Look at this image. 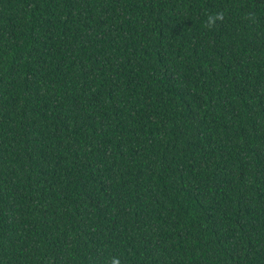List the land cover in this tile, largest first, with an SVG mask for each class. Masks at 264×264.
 Returning <instances> with one entry per match:
<instances>
[{
    "label": "trees",
    "instance_id": "trees-1",
    "mask_svg": "<svg viewBox=\"0 0 264 264\" xmlns=\"http://www.w3.org/2000/svg\"><path fill=\"white\" fill-rule=\"evenodd\" d=\"M114 261L264 264V0H0V264Z\"/></svg>",
    "mask_w": 264,
    "mask_h": 264
},
{
    "label": "clouds",
    "instance_id": "clouds-1",
    "mask_svg": "<svg viewBox=\"0 0 264 264\" xmlns=\"http://www.w3.org/2000/svg\"><path fill=\"white\" fill-rule=\"evenodd\" d=\"M217 19L222 20V19H223V14L220 13V14H217V15H215V16H210V17H209V24L214 23L215 20H217ZM114 264H119V262H118V261H114Z\"/></svg>",
    "mask_w": 264,
    "mask_h": 264
}]
</instances>
